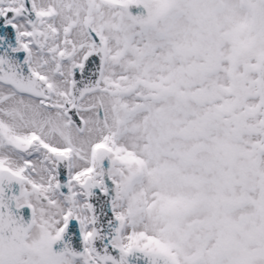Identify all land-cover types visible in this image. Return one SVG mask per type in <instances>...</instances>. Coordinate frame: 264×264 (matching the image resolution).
<instances>
[{
    "label": "snow or ice",
    "instance_id": "snow-or-ice-1",
    "mask_svg": "<svg viewBox=\"0 0 264 264\" xmlns=\"http://www.w3.org/2000/svg\"><path fill=\"white\" fill-rule=\"evenodd\" d=\"M0 264H264V0H0Z\"/></svg>",
    "mask_w": 264,
    "mask_h": 264
}]
</instances>
